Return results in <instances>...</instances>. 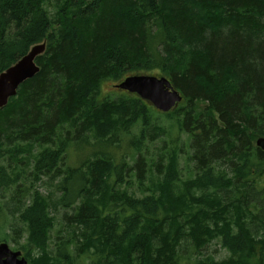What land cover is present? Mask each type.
I'll return each instance as SVG.
<instances>
[{"label":"trees","instance_id":"1","mask_svg":"<svg viewBox=\"0 0 264 264\" xmlns=\"http://www.w3.org/2000/svg\"><path fill=\"white\" fill-rule=\"evenodd\" d=\"M43 42L0 108V243L27 264H264V0H0V73ZM135 74L182 101L100 95ZM215 240L228 256L203 257Z\"/></svg>","mask_w":264,"mask_h":264},{"label":"water","instance_id":"2","mask_svg":"<svg viewBox=\"0 0 264 264\" xmlns=\"http://www.w3.org/2000/svg\"><path fill=\"white\" fill-rule=\"evenodd\" d=\"M44 49L45 42L33 45L26 54L0 73V108L7 104L9 98L16 95L17 89L24 81L38 72L39 67L35 58L42 54ZM113 86L136 94L163 113L173 110L182 101L180 92L173 88L165 76L129 75ZM255 144L264 151V138L256 139ZM0 264H27V260L22 256L20 250H12L8 243L1 242Z\"/></svg>","mask_w":264,"mask_h":264},{"label":"rangeland","instance_id":"3","mask_svg":"<svg viewBox=\"0 0 264 264\" xmlns=\"http://www.w3.org/2000/svg\"><path fill=\"white\" fill-rule=\"evenodd\" d=\"M120 93H124V90L121 91L120 89L115 88L113 86V83H111V82L104 81L101 84V87H100V95L101 96L110 95L111 97H114V96H118V94H120ZM131 94H133V93H131ZM166 126H168V123L165 124V127ZM133 132H136V130H133ZM124 143H125V141H124ZM154 145H155V143L150 145L151 149H152V146H154ZM114 154H115V156H119V157H122V155H124L120 150H115ZM78 158H79V156H77V155L75 156V153L73 152V150H70V151H68V154L66 156V163L71 165V166H74L77 164ZM186 172H187V169L184 168L181 173L184 174L183 176H185ZM52 187L53 188H50V189L52 191H54L55 187L53 185H52ZM48 190H49V188H47V187H44V186L40 187V191L44 194H46L48 192ZM64 211H65L64 209L60 208L59 211L53 212V214L55 215V218H56L55 219L56 224H55V227L52 231L53 236H55L56 231L58 229L63 227V222H61V215ZM8 244H9L10 248H12L14 246V244H12V243H8ZM202 252H203V257L208 256V255H212L213 257H215V259H223L226 256H228V252L224 248H222L216 240L211 242L209 245H207L206 249H203Z\"/></svg>","mask_w":264,"mask_h":264}]
</instances>
